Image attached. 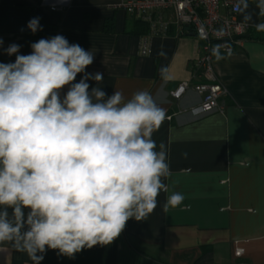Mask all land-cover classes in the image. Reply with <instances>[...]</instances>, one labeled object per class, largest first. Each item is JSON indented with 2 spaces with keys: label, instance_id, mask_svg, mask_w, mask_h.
<instances>
[{
  "label": "crops",
  "instance_id": "0c3cea01",
  "mask_svg": "<svg viewBox=\"0 0 264 264\" xmlns=\"http://www.w3.org/2000/svg\"><path fill=\"white\" fill-rule=\"evenodd\" d=\"M118 3L0 0V63L15 61V55L4 51L10 44L20 45L19 54L27 55L39 39L63 35L94 52L86 72L103 74L99 86L108 96L115 88L126 98L148 90L167 114L153 135L158 146L164 144L171 171L165 180L168 192L160 193L156 209L145 220L130 219L110 245L85 249L74 259L48 250L41 264H193L202 248L210 249L214 264H264V34L255 33L235 52L214 58V73L228 95L221 100L222 114L204 116L201 97L192 90L198 82L193 68L197 39L170 30L151 36L149 53L140 55L144 34L132 32L134 21L116 9ZM245 15L251 20L246 22ZM35 17H40L42 30L33 34L27 23ZM238 17L250 26L264 22L249 0ZM87 82L89 91L97 86L94 80ZM182 83L189 89L172 99ZM66 91L67 86L61 95ZM173 191L185 199L165 211ZM0 264L32 262L26 252L5 243L0 245Z\"/></svg>",
  "mask_w": 264,
  "mask_h": 264
},
{
  "label": "clouds",
  "instance_id": "9594fccd",
  "mask_svg": "<svg viewBox=\"0 0 264 264\" xmlns=\"http://www.w3.org/2000/svg\"><path fill=\"white\" fill-rule=\"evenodd\" d=\"M256 7L264 16V0ZM254 27L264 32V22ZM27 29L41 31L40 17ZM30 47L24 55L10 44L4 51L15 61L0 63V245L41 264L48 250L74 259L112 244L130 219L156 209L171 171L164 144L153 139L166 110L148 90L126 98L115 88L108 96L103 74L86 72L94 52L63 35ZM88 80L97 84L91 91ZM184 199L171 192L164 210Z\"/></svg>",
  "mask_w": 264,
  "mask_h": 264
},
{
  "label": "built area",
  "instance_id": "2783aa9c",
  "mask_svg": "<svg viewBox=\"0 0 264 264\" xmlns=\"http://www.w3.org/2000/svg\"><path fill=\"white\" fill-rule=\"evenodd\" d=\"M59 9L51 7L52 11ZM116 9L147 25L148 33L141 36L140 55L149 53L151 36L166 35L170 30L176 35L189 33L197 39L199 55L193 68L198 82L192 90L201 97L199 111L204 116L222 114L221 100L228 95L214 73V58L235 52L255 33L264 34L239 20V0H119ZM187 89L188 84L182 83L170 97L178 100Z\"/></svg>",
  "mask_w": 264,
  "mask_h": 264
},
{
  "label": "trees",
  "instance_id": "16d2710c",
  "mask_svg": "<svg viewBox=\"0 0 264 264\" xmlns=\"http://www.w3.org/2000/svg\"><path fill=\"white\" fill-rule=\"evenodd\" d=\"M254 3H256V1ZM133 21H134L133 31H132L133 33L141 34V35L142 34L145 35L148 33V27L146 24H144L140 21L134 20V19H133ZM106 25H107V23H106ZM193 264H214L213 260H212V252L210 251V249L202 248L201 255L197 259H195Z\"/></svg>",
  "mask_w": 264,
  "mask_h": 264
},
{
  "label": "water",
  "instance_id": "95a60500",
  "mask_svg": "<svg viewBox=\"0 0 264 264\" xmlns=\"http://www.w3.org/2000/svg\"><path fill=\"white\" fill-rule=\"evenodd\" d=\"M189 35H192V34H189Z\"/></svg>",
  "mask_w": 264,
  "mask_h": 264
}]
</instances>
